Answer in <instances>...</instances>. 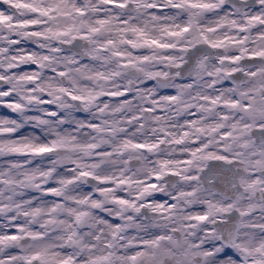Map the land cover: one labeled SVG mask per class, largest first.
<instances>
[{
    "label": "clouds",
    "instance_id": "clouds-1",
    "mask_svg": "<svg viewBox=\"0 0 264 264\" xmlns=\"http://www.w3.org/2000/svg\"><path fill=\"white\" fill-rule=\"evenodd\" d=\"M0 264H264V0H0Z\"/></svg>",
    "mask_w": 264,
    "mask_h": 264
}]
</instances>
